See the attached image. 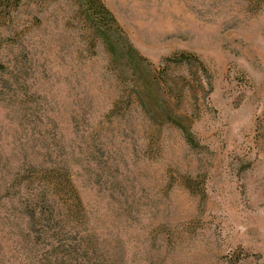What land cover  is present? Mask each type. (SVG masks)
<instances>
[{
    "label": "rangeland",
    "instance_id": "obj_1",
    "mask_svg": "<svg viewBox=\"0 0 264 264\" xmlns=\"http://www.w3.org/2000/svg\"><path fill=\"white\" fill-rule=\"evenodd\" d=\"M102 1L197 146L75 0H0V264H264V0Z\"/></svg>",
    "mask_w": 264,
    "mask_h": 264
},
{
    "label": "trees",
    "instance_id": "obj_2",
    "mask_svg": "<svg viewBox=\"0 0 264 264\" xmlns=\"http://www.w3.org/2000/svg\"><path fill=\"white\" fill-rule=\"evenodd\" d=\"M75 1L92 30L103 38L106 50L114 56L116 63L124 61L120 64L119 70L122 76H129V80L125 82L126 86L130 88L128 98H134L139 103L143 113L153 125L157 124L161 127L168 123L174 124L182 131L184 139L189 145L197 146L190 128L184 124V116L177 115L169 100L165 99L166 97L162 98L166 95L168 99H172L174 98L172 95L175 93L178 94H175L176 97L182 96V93L187 90L183 91L185 85H178V82L168 79L170 75L167 65L156 70L146 58L138 54L128 41L115 16L102 0ZM165 61L188 68L196 66L200 69V74L194 73L193 83L195 86H192V91L190 90L194 98H197V89H203L205 84H210L203 79V77L206 78L207 70L197 56L181 52L174 57H167ZM62 183H59L61 187ZM63 184L71 191L73 190L70 184L66 182Z\"/></svg>",
    "mask_w": 264,
    "mask_h": 264
}]
</instances>
